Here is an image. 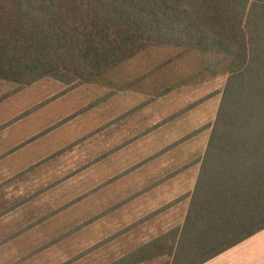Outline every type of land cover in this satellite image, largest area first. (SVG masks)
I'll return each instance as SVG.
<instances>
[{
    "label": "trees",
    "instance_id": "obj_1",
    "mask_svg": "<svg viewBox=\"0 0 264 264\" xmlns=\"http://www.w3.org/2000/svg\"><path fill=\"white\" fill-rule=\"evenodd\" d=\"M160 49L168 58L128 77V87L154 77L157 99L210 77L226 81L214 121L182 140L210 129L204 152L188 164L199 165L194 189L166 205L188 198L184 222L110 264H203L264 229V0H0V81L16 86L9 94L44 79L69 89L102 84ZM185 60L195 64L193 74L176 75Z\"/></svg>",
    "mask_w": 264,
    "mask_h": 264
},
{
    "label": "rangeland",
    "instance_id": "obj_2",
    "mask_svg": "<svg viewBox=\"0 0 264 264\" xmlns=\"http://www.w3.org/2000/svg\"><path fill=\"white\" fill-rule=\"evenodd\" d=\"M165 53V49L147 51L117 71L114 80L102 84L69 89L60 81L44 79L9 94L15 84L0 81V129L8 125L0 130V156L8 152L0 157V264L69 260L70 264H110L182 225L189 199L166 205L194 189L198 165L158 181L200 156L210 129L173 149L164 148L214 121L226 78L221 75L203 84H185L156 95L157 99L152 96L154 77L136 83L138 89L128 87V77L149 72L158 60L168 58ZM185 61L176 75L193 74L195 64ZM165 70L157 73L161 77L157 85L165 78ZM65 89L71 91L62 95ZM103 97L105 102L85 114L59 123ZM49 98H54L49 105L31 112ZM150 98L149 105L132 111ZM197 102L177 120L161 124ZM158 123L160 127L147 131ZM50 127L55 129L45 133V138L26 142ZM22 141L26 143L11 149ZM65 147L69 149L62 155L57 152ZM24 170L28 171L16 177ZM43 218L47 219L40 222ZM84 223L80 230L55 241ZM146 264L164 263L161 259Z\"/></svg>",
    "mask_w": 264,
    "mask_h": 264
},
{
    "label": "crops",
    "instance_id": "obj_3",
    "mask_svg": "<svg viewBox=\"0 0 264 264\" xmlns=\"http://www.w3.org/2000/svg\"><path fill=\"white\" fill-rule=\"evenodd\" d=\"M43 81V80H42ZM41 82V81H40ZM39 83V82H38ZM37 84V83H36ZM31 87V86H30ZM29 88V87H28ZM69 91L71 90H63L62 95H65L66 93H69ZM54 98H49L48 100L42 101L40 102L38 105L35 106L34 110H32L31 112H37L39 110H41L42 108H44L45 106L49 105L47 104L48 102H51ZM99 99H97L96 101H94L93 103H90L89 105L81 108L80 110H78L76 113L74 112L73 114L67 116L66 118H64V120H62L59 123H69L71 120L75 119L76 117L83 115L86 113V111L93 109L95 106L100 105L101 103L105 102V101H98ZM151 103V102H150ZM47 104V105H46ZM141 105V104H140ZM139 105V106H140ZM149 105V103L147 104H143L141 105V108L137 109V111L142 110V108H144V106ZM138 107V106H137ZM30 112V113H31ZM134 113V112H132ZM170 116V115H169ZM24 117V116H21ZM20 117V118H21ZM167 118V117H166ZM177 120V119H175ZM13 121V120H12ZM17 121V120H16ZM174 121V120H173ZM171 122V121H170ZM14 123V122H13ZM7 124V123H6ZM11 123H9L10 125ZM63 124H57L58 126H61ZM5 125V124H4ZM3 125V128L5 129L8 125ZM57 126V127H58ZM161 124L158 123L157 125L152 126L151 128H149L147 131H152L158 127H160ZM1 127V126H0ZM1 128V129H3ZM0 129V130H1ZM55 129V128H53ZM53 129L48 128L45 129L43 132H38V134H35V137L31 136V138H27L25 139L26 142H33V140L35 141V139H40V137L43 139L45 133H50ZM149 133V132H147ZM45 138V137H44ZM184 140L180 139L176 142H174L173 144H171L170 146H168L167 148H164L165 150H170L173 149L174 147L178 146L179 144H181ZM186 141V140H185ZM24 141L19 142L17 145L15 144L14 148H11L12 150H14L15 148L18 147V145H22L23 143H26ZM8 149V150H11ZM66 149H69V147H65L63 149H60L57 151L60 154L62 152H65ZM163 149V150H164ZM204 152V151H203ZM8 154V152L6 154H2L0 157H5ZM62 155V154H61ZM106 156V154H105ZM49 159V158H48ZM196 159V158H195ZM194 160V159H193ZM192 160V161H193ZM191 161V162H192ZM191 162L186 163L184 166H182L181 168H179L178 170H176L175 172H172L170 174H168L169 176H166L165 178H162L161 180H159L158 182H164L166 181L169 177H172L173 175H177L180 173H183L186 169H189L197 164L194 165H189ZM188 166V167H187ZM198 170H199V165H198ZM28 170H24L23 172H20L16 175L20 176L23 173H26ZM196 182V181H195ZM149 187V186H148ZM147 188V187H146ZM148 189V188H147ZM203 264H264V229L255 233L254 235H252L251 237L245 239L244 241L238 243L237 245L229 248L228 250L224 251L223 253L215 256L214 258L204 262Z\"/></svg>",
    "mask_w": 264,
    "mask_h": 264
}]
</instances>
